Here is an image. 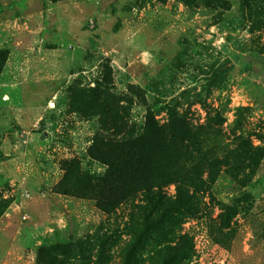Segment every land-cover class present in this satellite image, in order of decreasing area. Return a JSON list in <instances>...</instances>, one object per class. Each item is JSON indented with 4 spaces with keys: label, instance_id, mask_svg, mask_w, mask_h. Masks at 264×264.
<instances>
[{
    "label": "rangeland",
    "instance_id": "374dc122",
    "mask_svg": "<svg viewBox=\"0 0 264 264\" xmlns=\"http://www.w3.org/2000/svg\"><path fill=\"white\" fill-rule=\"evenodd\" d=\"M0 50V264H264V0H0ZM169 104L206 190L104 211L114 109Z\"/></svg>",
    "mask_w": 264,
    "mask_h": 264
},
{
    "label": "trees",
    "instance_id": "16d2710c",
    "mask_svg": "<svg viewBox=\"0 0 264 264\" xmlns=\"http://www.w3.org/2000/svg\"><path fill=\"white\" fill-rule=\"evenodd\" d=\"M4 62L5 53L0 50V73ZM166 109L169 114L166 122L159 123L148 115L139 132L134 127L129 128L120 108L114 109V125L119 137L104 140V146L112 154L106 160L108 169L101 180L103 190L97 194L98 205L104 211L143 192L154 209L167 214L197 203L206 190L204 169L199 165V169L194 170L187 160L194 150L200 152L202 141L187 113L178 111L173 104ZM169 183L176 184L175 198L162 189Z\"/></svg>",
    "mask_w": 264,
    "mask_h": 264
}]
</instances>
